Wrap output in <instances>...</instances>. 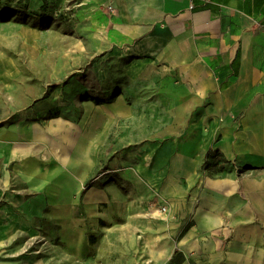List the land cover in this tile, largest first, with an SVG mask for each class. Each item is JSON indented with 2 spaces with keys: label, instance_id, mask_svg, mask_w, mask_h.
Returning a JSON list of instances; mask_svg holds the SVG:
<instances>
[{
  "label": "crops",
  "instance_id": "crops-1",
  "mask_svg": "<svg viewBox=\"0 0 264 264\" xmlns=\"http://www.w3.org/2000/svg\"><path fill=\"white\" fill-rule=\"evenodd\" d=\"M79 3L103 16L107 49L86 82L75 79L77 86L103 89L101 98L82 100L85 109L98 107L88 109L85 118L107 110L111 92L126 103L128 86L156 81L178 88L163 94L170 110L198 113L199 140L166 145L158 157L161 179L151 174L170 215L167 252L161 248L162 257L152 260L264 264V0ZM42 5L32 0L31 8ZM54 103L48 97L16 123L0 127V242L26 241L37 233L28 219L32 197L42 196L50 205L78 204L75 198L93 170L92 147L72 140L84 121L76 122V113L49 116ZM210 151L221 165L202 171ZM68 158L73 171L61 186ZM108 185L87 189V213L110 202Z\"/></svg>",
  "mask_w": 264,
  "mask_h": 264
},
{
  "label": "rangeland",
  "instance_id": "rangeland-1",
  "mask_svg": "<svg viewBox=\"0 0 264 264\" xmlns=\"http://www.w3.org/2000/svg\"><path fill=\"white\" fill-rule=\"evenodd\" d=\"M41 1L43 7L34 11L32 0H0V127L16 123L52 97L49 116L76 113L74 120L84 121L82 133L72 140L92 147L95 162L85 189L75 198L78 204L50 205L42 196L30 199L28 219L37 233L26 241L0 242V264H147L167 246V222L138 217L165 206L151 174L161 179L158 157L166 145L182 147L189 137L199 140L198 113L170 110L163 94L167 97L178 88L156 81L128 86L126 103L117 102V93L111 92L110 107L85 118L88 109L98 107L85 109L82 100L101 98L103 89L77 86L75 79L86 82L94 62L107 52L101 32L104 18L78 4L80 0ZM207 137L213 140V134ZM67 162L61 186L67 171H73L69 158ZM220 163L210 151L202 171ZM108 181L110 202L87 213V189Z\"/></svg>",
  "mask_w": 264,
  "mask_h": 264
},
{
  "label": "bare ground",
  "instance_id": "bare-ground-1",
  "mask_svg": "<svg viewBox=\"0 0 264 264\" xmlns=\"http://www.w3.org/2000/svg\"><path fill=\"white\" fill-rule=\"evenodd\" d=\"M158 210L157 209H153V210H150V211H146L144 214L138 215V217H144V218H148V219L153 218V219H157V220L159 219V220H162L164 222H167L168 221V217H166L164 215H161L160 211H158ZM34 231H36V230H34ZM166 252H167V248L162 247V253L164 254ZM147 264H151V262L149 261V262H147Z\"/></svg>",
  "mask_w": 264,
  "mask_h": 264
},
{
  "label": "built area",
  "instance_id": "built-area-1",
  "mask_svg": "<svg viewBox=\"0 0 264 264\" xmlns=\"http://www.w3.org/2000/svg\"><path fill=\"white\" fill-rule=\"evenodd\" d=\"M107 9H108V11L110 13H114L115 12V9L112 6L107 7ZM158 211H160L161 215H166V217H167V213H168V208L167 207L163 206L161 208V210H158Z\"/></svg>",
  "mask_w": 264,
  "mask_h": 264
},
{
  "label": "trees",
  "instance_id": "trees-1",
  "mask_svg": "<svg viewBox=\"0 0 264 264\" xmlns=\"http://www.w3.org/2000/svg\"><path fill=\"white\" fill-rule=\"evenodd\" d=\"M42 7H43V6H42ZM179 264H182V261H180Z\"/></svg>",
  "mask_w": 264,
  "mask_h": 264
}]
</instances>
